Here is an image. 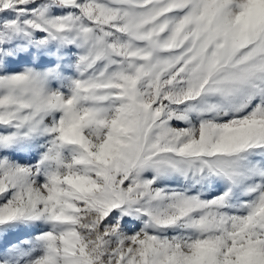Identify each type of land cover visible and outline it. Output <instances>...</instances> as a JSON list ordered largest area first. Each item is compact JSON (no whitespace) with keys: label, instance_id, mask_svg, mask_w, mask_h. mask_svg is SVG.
Instances as JSON below:
<instances>
[{"label":"snow or ice","instance_id":"6c2138e0","mask_svg":"<svg viewBox=\"0 0 264 264\" xmlns=\"http://www.w3.org/2000/svg\"><path fill=\"white\" fill-rule=\"evenodd\" d=\"M0 264H264V0H0Z\"/></svg>","mask_w":264,"mask_h":264}]
</instances>
